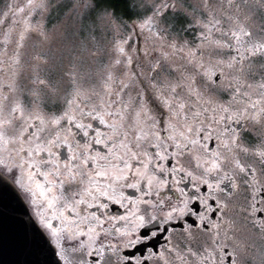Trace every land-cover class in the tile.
Here are the masks:
<instances>
[{
    "label": "snow or ice",
    "instance_id": "snow-or-ice-1",
    "mask_svg": "<svg viewBox=\"0 0 264 264\" xmlns=\"http://www.w3.org/2000/svg\"><path fill=\"white\" fill-rule=\"evenodd\" d=\"M0 192L14 264H264V0L5 3Z\"/></svg>",
    "mask_w": 264,
    "mask_h": 264
},
{
    "label": "water",
    "instance_id": "water-1",
    "mask_svg": "<svg viewBox=\"0 0 264 264\" xmlns=\"http://www.w3.org/2000/svg\"><path fill=\"white\" fill-rule=\"evenodd\" d=\"M17 197L20 199L21 203L23 204V210L25 212H28V208L26 203H24V200L21 197V194L17 192ZM8 194L4 192H0V199H7ZM0 255L3 256V259L10 262V264H14L16 261H23L27 258L26 254H22L14 250L10 245H5L2 252H0Z\"/></svg>",
    "mask_w": 264,
    "mask_h": 264
},
{
    "label": "rangeland",
    "instance_id": "rangeland-1",
    "mask_svg": "<svg viewBox=\"0 0 264 264\" xmlns=\"http://www.w3.org/2000/svg\"><path fill=\"white\" fill-rule=\"evenodd\" d=\"M10 2V0H0V8L4 6L5 3ZM70 2V0H69ZM55 22V17H53V23Z\"/></svg>",
    "mask_w": 264,
    "mask_h": 264
},
{
    "label": "flooded vegetation",
    "instance_id": "flooded-vegetation-1",
    "mask_svg": "<svg viewBox=\"0 0 264 264\" xmlns=\"http://www.w3.org/2000/svg\"><path fill=\"white\" fill-rule=\"evenodd\" d=\"M21 197H22V199H23V196H22V194H21ZM23 200H24V199H23ZM26 205H27V204H26ZM27 208H28V205H27ZM28 211H30V210H29V208H28Z\"/></svg>",
    "mask_w": 264,
    "mask_h": 264
}]
</instances>
